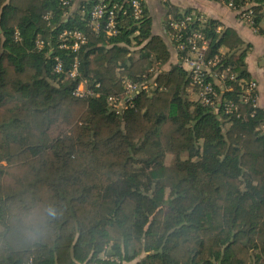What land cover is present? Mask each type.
<instances>
[{"label": "trees", "instance_id": "trees-1", "mask_svg": "<svg viewBox=\"0 0 264 264\" xmlns=\"http://www.w3.org/2000/svg\"><path fill=\"white\" fill-rule=\"evenodd\" d=\"M66 1L0 0V264H264V108L242 97L252 78L239 34L210 17L188 25L206 35L207 56L220 55L214 70L234 74L216 85L214 111L190 99L182 52L172 42L170 61L143 0L139 18L128 0H105L118 5L110 35L105 18L90 23L99 0ZM254 1L264 36V0ZM165 3L175 19L192 11ZM63 29L85 43L59 47ZM151 66L154 88L116 114L107 97ZM80 80L95 93L74 96ZM225 100L238 112L225 114ZM158 150L174 162L151 157ZM49 204L57 217L39 224Z\"/></svg>", "mask_w": 264, "mask_h": 264}, {"label": "built area", "instance_id": "built-area-1", "mask_svg": "<svg viewBox=\"0 0 264 264\" xmlns=\"http://www.w3.org/2000/svg\"><path fill=\"white\" fill-rule=\"evenodd\" d=\"M62 2L67 3L66 0H62ZM128 3L132 10V16L139 18L142 13L141 1L128 0ZM224 4L236 13V17L241 23L251 28L254 32H257L258 28L254 24V0H226ZM117 7L118 5L116 3L108 5L107 1L99 0L93 5L90 11L91 26L97 30L100 20L105 18V30L107 34H114L116 32L115 17ZM45 17L47 18L48 15ZM193 20L202 24L206 22L207 17L198 11L188 12L177 19L173 18L172 15L169 16L167 19L168 33L172 42H174L176 50L182 52L180 55L181 64L189 71V85L195 90L196 100L211 110L216 111L220 100L216 85L221 84L225 78L232 79L234 74L228 68H223L220 71L214 70L220 62V55H206L208 48L206 35L198 28H188V25ZM14 38L16 40L21 39L18 30L14 32ZM58 39L61 41L59 47L70 48L73 52L80 45L84 44L86 40L82 32L67 29H63L59 33ZM67 40H70L71 44L67 43ZM35 44L36 48L41 49L45 43L42 39H37ZM55 60L54 70L60 72L62 70L61 62L57 57ZM77 68V58L74 57L69 70L70 77H75L78 74ZM155 70L157 68L151 66L140 82H132L126 78L121 79L122 91L119 94H111L107 97L108 106L116 114H120L127 104L130 103L135 93L140 91L149 92L156 85L152 77ZM256 87V82L250 81L246 86L245 95L242 96L244 101L250 100L255 107L258 106ZM94 93L84 80H80L72 91V94L76 97H85L93 95ZM221 107L225 114L238 112V105L232 100H225L221 104ZM262 128H264V123L262 124ZM106 257L105 255L101 256V258ZM27 264H32V261L29 260ZM88 264H99V262L93 261Z\"/></svg>", "mask_w": 264, "mask_h": 264}, {"label": "crops", "instance_id": "crops-1", "mask_svg": "<svg viewBox=\"0 0 264 264\" xmlns=\"http://www.w3.org/2000/svg\"><path fill=\"white\" fill-rule=\"evenodd\" d=\"M149 16L151 17L152 33L160 35L170 45L171 62L177 59L173 43L166 27L167 19L171 14L168 13L166 3L174 5L180 11L191 9L204 14L206 17L219 21V28H233L247 47L245 63L250 73L252 81L256 82L257 104L264 108V36L254 32L251 28L241 23L236 13L226 7L223 1L215 0H143ZM264 27V22L259 23V28ZM172 44V46H171ZM247 45V46H246ZM164 67H167L165 65ZM190 99L196 100L195 91L188 88Z\"/></svg>", "mask_w": 264, "mask_h": 264}, {"label": "clouds", "instance_id": "clouds-1", "mask_svg": "<svg viewBox=\"0 0 264 264\" xmlns=\"http://www.w3.org/2000/svg\"><path fill=\"white\" fill-rule=\"evenodd\" d=\"M57 217V211L52 205H46L44 207V215L40 217L39 224H46L47 219L52 218L55 219ZM26 223L31 224L30 230L27 232V235L30 239H37L40 232L39 227L33 222V219L30 218Z\"/></svg>", "mask_w": 264, "mask_h": 264}, {"label": "rangeland", "instance_id": "rangeland-1", "mask_svg": "<svg viewBox=\"0 0 264 264\" xmlns=\"http://www.w3.org/2000/svg\"><path fill=\"white\" fill-rule=\"evenodd\" d=\"M18 127L14 128L15 131H17ZM17 129V130H16ZM20 130V129H19ZM151 157H156L158 160L162 161L163 163L165 164H172L174 162V157L172 154H169V153H163L161 151H155L153 152L152 154H150ZM186 156V153L183 154V157ZM138 158H142V159H145L147 157V154L144 153V152H141L137 155ZM6 249H5V246L4 244L1 242L0 243V258L4 259L6 257ZM102 256V255H101Z\"/></svg>", "mask_w": 264, "mask_h": 264}, {"label": "water", "instance_id": "water-1", "mask_svg": "<svg viewBox=\"0 0 264 264\" xmlns=\"http://www.w3.org/2000/svg\"><path fill=\"white\" fill-rule=\"evenodd\" d=\"M218 106H220V102H218Z\"/></svg>", "mask_w": 264, "mask_h": 264}]
</instances>
